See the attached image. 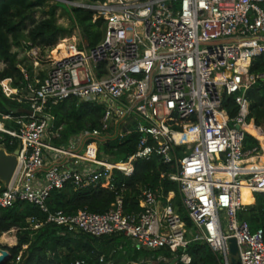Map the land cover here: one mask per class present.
<instances>
[{
  "label": "built area",
  "instance_id": "2783aa9c",
  "mask_svg": "<svg viewBox=\"0 0 264 264\" xmlns=\"http://www.w3.org/2000/svg\"><path fill=\"white\" fill-rule=\"evenodd\" d=\"M76 5L94 10V20L103 17L105 32L98 43L71 44L70 53L51 56L46 76L30 80L22 91L11 77L0 80L7 96L33 111L3 114L11 124L0 121V130L20 140L18 167L8 184L0 183V206L29 200L47 213L45 222L62 227L61 233H122L136 249L151 251L124 263L103 254L101 264H170L175 258L174 264L189 263L187 245L199 239L209 243L222 264H235L231 237L237 240L240 264H264V228L252 229L238 214L244 183L264 192V168L251 169L264 164V124L250 117L248 95L250 87L264 85V69L250 70L264 54V0ZM225 95L234 96L238 110L233 116L224 108ZM68 97L101 105L102 116L98 126L57 144L63 125L49 108ZM133 131L139 134L137 148L127 159L115 160L101 151L102 143ZM247 134L258 143L245 147ZM154 154L175 165L169 177L177 182L180 199L173 189L166 193L163 187H145L142 208L125 213L115 172L130 174L135 159ZM68 182L75 188L106 186L117 191L116 201L104 212L50 209L51 190ZM29 220L35 229L43 223L36 216ZM162 247L169 253H155ZM74 264H85V259Z\"/></svg>",
  "mask_w": 264,
  "mask_h": 264
},
{
  "label": "trees",
  "instance_id": "16d2710c",
  "mask_svg": "<svg viewBox=\"0 0 264 264\" xmlns=\"http://www.w3.org/2000/svg\"><path fill=\"white\" fill-rule=\"evenodd\" d=\"M97 1V0H91ZM47 0H0V61L4 66L0 69V80L11 77L12 85L23 90L28 86L18 52L14 45L26 41L29 49L38 47L51 49L70 29L59 24L56 18V5L43 9L44 16H37L38 8L45 6ZM72 18L78 24L81 34L88 46L98 43L99 34L91 40V29L101 28L103 17L93 19L94 10L80 5L69 8ZM64 46V45H63ZM68 46V45H66ZM264 69V54L257 56L250 68L251 71ZM29 73V72H28ZM251 98L250 117L264 124V85L262 82L248 89ZM224 108L230 116L236 114L238 107L234 96L225 95ZM25 102L7 96L0 86V117L3 114H20ZM50 111L55 115L56 123L62 124L61 136L54 139L57 144L64 143L69 136L84 128L99 125L102 116V106L92 101L78 102L74 97H68L51 104ZM13 122V120H11ZM172 126L182 128V124ZM138 132L128 133L122 139H111L101 144V151L110 154L112 159H127L137 148ZM12 136L0 131V144L6 141L5 147L13 151L20 147V141L11 143ZM258 143L251 134H247L245 147ZM173 163L165 162L160 155L150 158H138L133 161V171L130 174L115 172L114 181L118 191L123 195L124 212L131 213L140 210V194L145 187H163L167 193L176 191V201H179V190L176 181L169 175L175 170ZM0 183L2 181L0 180ZM255 193V194H254ZM254 194V196H253ZM117 191L103 185H90L75 188L72 183H66L62 188H53L47 198L49 208L63 209L75 212L87 207L95 212H104L116 201ZM239 217L247 219L252 229L264 228V192L244 189L241 197ZM36 216L42 225L34 228L29 220ZM47 213L29 200L18 199L8 206H0V235L12 228L16 229L17 242L5 245L9 256L4 264H74L77 259H85V264H101L100 255H105L119 263L148 256L151 251L138 250L132 245L130 238L122 233L94 235L85 231L61 233V226L45 222ZM187 224L191 220L186 216ZM187 251L192 260L189 263L177 264H222L221 257L203 240H191ZM155 253H169V248L162 247Z\"/></svg>",
  "mask_w": 264,
  "mask_h": 264
},
{
  "label": "rangeland",
  "instance_id": "374dc122",
  "mask_svg": "<svg viewBox=\"0 0 264 264\" xmlns=\"http://www.w3.org/2000/svg\"><path fill=\"white\" fill-rule=\"evenodd\" d=\"M72 1L73 2L69 0H47V3L45 4V6L38 8L37 16L41 18L42 16H44V13L42 12L43 9H48L50 6L56 5L57 22L67 27L68 29H70L67 35L63 37L58 43H56L51 49L49 48L41 49L38 47L34 49H29L26 46L25 40H22L20 45L13 46V50L18 52V59L21 60L23 68L29 72V75L31 76V81L33 82H36V79L41 78V76L43 77L46 76L51 66V56L53 57L55 55L60 45L66 46V45H71V44H76V43L80 45H83V44L88 45L87 40L81 34L78 24H76V22L72 18V14L69 8L72 5L78 4L79 2L80 3H92L93 1L91 0H72ZM104 32L105 30L103 26L100 29L97 27L93 28V30L91 29V40L93 41L95 34H99V35L101 34L100 38L98 37V42H99L104 37ZM3 66H4V62L0 61V69ZM4 82L6 83V80ZM0 121L1 122L4 121L6 124H11V120L9 118L4 119L3 115L0 117ZM11 139H13L12 143L19 140L18 138H13V137ZM4 143L6 144V141L2 142L0 144V147H5ZM182 214L184 218L188 216L186 212H182ZM187 225L189 229L192 230V233L197 230L192 220H191V224L188 223ZM4 233L0 235V253L2 252L3 249H6L4 247L5 245H14V243L17 242L15 228H12L11 230L6 231L5 233L6 235ZM10 234H11V237H8L10 236Z\"/></svg>",
  "mask_w": 264,
  "mask_h": 264
},
{
  "label": "water",
  "instance_id": "95a60500",
  "mask_svg": "<svg viewBox=\"0 0 264 264\" xmlns=\"http://www.w3.org/2000/svg\"><path fill=\"white\" fill-rule=\"evenodd\" d=\"M22 111L32 113V109L28 107L21 108ZM20 153V148L17 147L13 151H8L5 147H0V180L8 184L12 179L18 164H19V157L18 154ZM230 250L232 252V260L235 264H240V261L237 260L236 254L238 252V244L235 237L230 238ZM9 256V251L7 249H3L0 253V264H4ZM176 258L171 261L170 264H174L176 262Z\"/></svg>",
  "mask_w": 264,
  "mask_h": 264
},
{
  "label": "bare ground",
  "instance_id": "6f19581e",
  "mask_svg": "<svg viewBox=\"0 0 264 264\" xmlns=\"http://www.w3.org/2000/svg\"><path fill=\"white\" fill-rule=\"evenodd\" d=\"M71 51H73V48L71 47V46H67V47H60L59 49H58V52L55 54V56H62V55H65V54H67V53H70ZM0 126L1 127H3V125L0 123ZM251 129V128H250ZM174 135L177 137V139H180L181 138V134L180 133H174ZM264 168V167H263ZM244 189H250V187L249 186H247L245 183L242 185V187H241V197H242V191L244 190ZM251 190V189H250ZM6 233V232H5ZM4 233V234H5ZM6 235V234H5ZM4 235V236H5ZM8 237H11V234H10V236H8ZM4 239V238H3ZM15 240V239H14ZM13 240V241H14ZM12 241V240H11ZM16 241V240H15ZM15 244V243H14Z\"/></svg>",
  "mask_w": 264,
  "mask_h": 264
},
{
  "label": "crops",
  "instance_id": "0c3cea01",
  "mask_svg": "<svg viewBox=\"0 0 264 264\" xmlns=\"http://www.w3.org/2000/svg\"><path fill=\"white\" fill-rule=\"evenodd\" d=\"M68 46H71L72 47V45H68ZM60 47H67V46H63V45H60L59 47H58V49L60 48ZM58 49H57V52H58ZM56 52V53H57ZM55 53V54H56ZM68 54V53H67ZM66 55V54H65ZM45 77V76H44ZM43 76H41V78H44ZM252 130V129H251ZM253 131V130H252ZM264 167V164L263 165H253L252 167H251V169H260V168H263Z\"/></svg>",
  "mask_w": 264,
  "mask_h": 264
}]
</instances>
